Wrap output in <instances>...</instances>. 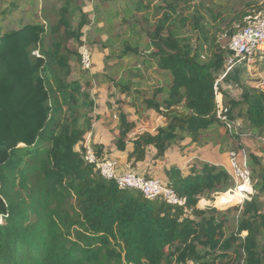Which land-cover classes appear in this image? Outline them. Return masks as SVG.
I'll list each match as a JSON object with an SVG mask.
<instances>
[{
	"label": "trees",
	"instance_id": "1",
	"mask_svg": "<svg viewBox=\"0 0 264 264\" xmlns=\"http://www.w3.org/2000/svg\"><path fill=\"white\" fill-rule=\"evenodd\" d=\"M141 1L133 4L136 11ZM162 1L167 11L141 31L149 48L143 61L153 62L162 83L150 98L139 95L165 124L130 138L134 124L119 112L116 148L130 146L131 169L144 164L149 152L151 164L164 159L177 141H215L223 127L213 84L229 56L219 38L228 40L264 7V0H247L222 28L221 16L210 11L205 29L201 0H193L192 18L204 39L193 47L168 26L170 13L190 0ZM16 10L11 4L6 13ZM88 23L77 0H41L30 22L19 19L12 30L0 26V264H264L263 156H245L253 193L227 210L236 214L232 230L224 211L198 207L200 200L213 202L232 190L215 164L162 169L167 187L185 200L177 207L119 188L84 160L81 144L98 116L89 82L72 79V59L80 61V55L71 45H82ZM138 49L125 44L120 58L136 56ZM245 71L236 60L223 80L239 90L237 99L222 90V101L228 119L241 125L238 133L223 128V155L242 149V135L264 137V91L244 82ZM115 86L132 91L128 81ZM94 151L109 158L100 147Z\"/></svg>",
	"mask_w": 264,
	"mask_h": 264
},
{
	"label": "rangeland",
	"instance_id": "2",
	"mask_svg": "<svg viewBox=\"0 0 264 264\" xmlns=\"http://www.w3.org/2000/svg\"><path fill=\"white\" fill-rule=\"evenodd\" d=\"M136 1L139 0H77V5L88 16L89 23L83 30L82 45L79 47L71 45L78 53L86 50L90 56L91 68L88 71L81 67L80 61L72 59V79L77 80L83 86L85 82H89V92L94 102V114L98 116L92 131L85 136L81 147L85 143H88L94 150L100 147L104 157L112 158L117 162L120 172L130 171V166L126 162L130 146L124 152H120L116 148L119 112L122 111L128 122L134 124L130 138L135 133L143 131L154 133L157 128L165 124L162 118L145 108L139 93L146 92L147 98H150L156 84L162 83L153 62L143 61L147 60L149 48L141 31L148 26L157 24L163 11H167L168 8L162 0H142L139 4L141 5L140 10L136 11L133 7ZM246 1L201 0L198 11L199 16L203 19L205 29L209 26L210 11L213 15L221 16L219 26L222 28L235 12L241 10ZM11 4H16L17 10L6 13ZM193 4V0L187 3L180 2L175 8V13H170L171 20L168 26L180 38L189 40L194 47L196 44L203 45L204 39L201 30L198 29L192 18L194 15ZM40 5L41 0H0V26L4 30H12L19 26V19L23 22H30L32 15ZM219 39L222 45L227 44V40L223 36H220ZM125 44L128 46L138 45L139 54L130 58H120ZM201 51L204 55V47ZM254 73L264 77V59L250 70L245 71L244 74V82L256 88L258 79ZM120 80L130 83L132 91L129 94L121 93L115 86V83ZM222 90L230 99H237L239 96V90L234 84H223ZM223 133V128H219L214 142L195 146L188 145L189 140L187 139L182 142L177 141L167 150L164 159L154 164H151L152 154L149 152L145 163L136 168L141 169L145 167V164H148L152 171L157 173L155 177L163 180L162 169L176 166L179 160L184 157L194 156L196 159L190 161L186 168H182L183 172L187 171L188 166L192 163H196V165L203 162L219 163V159H225L226 155L220 153V147L225 146L224 143H221ZM239 139L242 149L237 153L240 155L241 161L249 153H264V148L254 133L249 136L242 135ZM131 171L138 173L134 168ZM221 196L215 197L213 202L205 201L209 205L198 202V207H216L224 211L225 217L228 219V227L232 230L236 214L227 210L238 204L240 200L222 202L220 201Z\"/></svg>",
	"mask_w": 264,
	"mask_h": 264
},
{
	"label": "built area",
	"instance_id": "3",
	"mask_svg": "<svg viewBox=\"0 0 264 264\" xmlns=\"http://www.w3.org/2000/svg\"><path fill=\"white\" fill-rule=\"evenodd\" d=\"M244 22V27L237 30L227 40L229 56L226 58L224 70L213 84L217 119L228 133L241 132V125L227 117V108L224 107L222 101L223 80L234 61L242 62L247 71L264 59V7L257 13L247 16ZM79 55L81 67L86 71L90 70L91 59L88 52L83 50L79 52ZM254 75L258 79L256 88L264 91V77L255 73ZM258 141L264 148V137H258ZM83 157L86 162L94 166L95 171L104 179L113 180L121 189L136 190L147 199L162 198L170 206L182 207L185 204V200L179 198L173 190L167 187L164 180L146 179L141 174L132 171L120 172L114 159L101 160L88 143L83 145ZM216 166L223 169L229 177L232 185V190H229V193L241 195L238 204L248 200L253 193V182L246 166L245 156L241 161L240 155L236 151H229L226 153L225 159ZM199 202L209 205L204 200Z\"/></svg>",
	"mask_w": 264,
	"mask_h": 264
},
{
	"label": "crops",
	"instance_id": "4",
	"mask_svg": "<svg viewBox=\"0 0 264 264\" xmlns=\"http://www.w3.org/2000/svg\"><path fill=\"white\" fill-rule=\"evenodd\" d=\"M254 154H257L259 156H263L264 157V153H254ZM196 159V157L192 156L190 158H187V157H184L183 159H180L179 162L176 164V166L180 167V169L182 170V168H186V165L192 161ZM221 160L223 159H219V163L221 162ZM219 163H215V165L219 164ZM138 167V166H137ZM135 171H137L138 173H142V174H148L149 176L151 177H155L157 175V173H154L152 171V168L148 165V164H145V167L141 168V169H137V168H134ZM133 170L130 168V171ZM156 178V177H155ZM163 180H165V177L163 175Z\"/></svg>",
	"mask_w": 264,
	"mask_h": 264
},
{
	"label": "bare ground",
	"instance_id": "5",
	"mask_svg": "<svg viewBox=\"0 0 264 264\" xmlns=\"http://www.w3.org/2000/svg\"><path fill=\"white\" fill-rule=\"evenodd\" d=\"M241 195L238 193L230 194V193H225L224 195L221 196L220 201L222 202H229L233 201L236 199H240Z\"/></svg>",
	"mask_w": 264,
	"mask_h": 264
}]
</instances>
